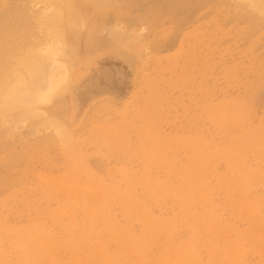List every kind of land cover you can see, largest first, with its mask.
Instances as JSON below:
<instances>
[{"label":"rangeland","instance_id":"374dc122","mask_svg":"<svg viewBox=\"0 0 264 264\" xmlns=\"http://www.w3.org/2000/svg\"><path fill=\"white\" fill-rule=\"evenodd\" d=\"M6 1L3 91L61 50L31 104L0 90V264H264V13L59 0L41 25L51 0ZM57 60L70 78L40 102Z\"/></svg>","mask_w":264,"mask_h":264},{"label":"bare ground","instance_id":"6f19581e","mask_svg":"<svg viewBox=\"0 0 264 264\" xmlns=\"http://www.w3.org/2000/svg\"><path fill=\"white\" fill-rule=\"evenodd\" d=\"M18 1V0H17ZM17 1H15V2H17ZM26 1V0H25ZM32 1V0H31ZM34 1H37V0H34ZM49 1V0H48ZM69 2H71V0H68ZM182 1V0H181ZM186 1V0H185ZM188 1V0H187ZM197 1H199V0H197ZM248 1H250L251 2V4L255 7V9H257L259 12H262V13H264V0H248ZM9 1H1L0 0V21H1V18H2V15L4 16V17H6V19L5 20H7V16H8V18L11 16V18L14 16V15H16V14H18L19 15V13H20V11H21V8L20 9H18V10H20V11H18L19 13H13V10H12V12L11 13H9L8 14V12L6 13V11H7V9H8V11H10V9L9 8H7V9H5L6 8V5H7V3H8ZM12 2V1H11ZM14 2V3H15ZM19 2V1H18ZM33 2V1H32ZM62 2H63V0H62ZM177 3H179L178 1H176ZM193 2H195V1H193ZM189 3H191V2H189ZM12 5H13V3H11ZM21 4V3H20ZM19 3H18V5H20ZM60 4V2H59V0H51V2H47V5H46V7H44L43 8V10H47V13L45 12V13H43V11H41L42 13V16H41V19H40V22H41V25L43 24H45V23H42V21L45 19V20H47V18H49V20H51L50 18H52V16H50V17H48L47 16V14L48 13H50L51 15H56V13L57 12H60V11H58L59 9H58V5ZM188 4V3H187ZM196 4V3H195ZM199 4V3H198ZM18 5H16V7L18 6ZM182 5V4H181ZM190 5V4H189ZM10 6V5H9ZM15 6V5H14ZM14 6H12V7H14ZM25 6H26V4H25ZM8 7V6H7ZM11 7V8H12ZM16 7H14V9L16 8ZM20 7H21V5H20ZM172 7V6H171ZM187 7H188V5H187ZM169 8V7H168ZM5 9V10H4ZM17 9V8H16ZM23 10L25 9V7L24 8H22ZM176 8H174V10H175ZM187 9V8H186ZM190 10H191V8H189ZM14 11H16V10H14ZM26 11V10H25ZM24 11V12H25ZM23 12V13H24ZM175 12V11H174ZM6 14V16L4 15V14ZM22 13V14H23ZM49 14V15H50ZM169 14V13H168ZM10 15V16H9ZM13 15V16H12ZM24 15H27V13H24ZM58 15H59V13H58ZM57 16V15H56ZM171 16V15H170ZM54 17V16H53ZM14 18H16V17H14ZM22 18H23V15H22ZM25 18V17H24ZM56 18V17H55ZM59 18V17H58ZM57 18V19H58ZM19 19V18H18ZM53 19V18H52ZM4 20V21H5ZM9 20H11V19H9ZM25 20H26V18H25ZM48 20V21H49ZM54 20V19H53ZM3 21V20H2ZM2 21H1V23H2ZM18 21V20H17ZM16 21V22H17ZM257 21V20H256ZM14 22H15V20H14ZM19 22V24L20 23H22V22H20V21H18ZM8 23H12V22H10V21H8ZM7 22H6V24H8ZM9 24V25H10ZM25 24H26V22H25ZM1 25V24H0ZM12 25H13V23H12ZM27 25V24H26ZM13 26H16V24L15 25H13ZM19 26V25H18ZM22 26H24V25H22ZM21 26V27H22ZM10 30L8 31L7 29V34H8V32L10 33V31L12 30V27H11V25H10ZM1 29V28H0ZM16 29V28H15ZM21 29V28H20ZM24 29V28H23ZM27 29H28V27H27ZM5 30V31H6ZM13 30H14V28H13ZM47 30L51 33V32H53L55 35H53V38H54V40L55 41H62V34H61V32H60V30L58 29V28H53L52 30H51V27H50V29L49 28H47ZM3 31V30H2ZM19 31V30H18ZM24 31V30H23ZM31 32V31H30ZM12 33V32H11ZM24 33H26V30H25V32ZM5 34V33H4ZM17 34V33H16ZM20 34V33H19ZM28 35L30 34L31 36H32V34L33 33H27ZM6 35V34H5ZM4 35V36H5ZM9 35V34H8ZM21 35V34H20ZM29 35V41H28V38L26 39L25 37H26V35H25V37L23 36V38H25L26 40L25 41H27V42H25L26 44L28 43V44H30V40L32 39L33 40V38H31V36ZM0 36H3V33H2V35H1V33H0ZM12 36V35H11ZM33 36H35L34 34H33ZM10 37V36H9ZM17 37V36H16ZM36 37V36H35ZM2 38L3 37H1V41H2ZM21 38V37H20ZM9 39V38H8ZM15 40H18L17 38H14ZM35 39V38H34ZM3 40H6L7 41V37H6V39H3ZM36 40V39H35ZM39 40H41V39H38V40H36L37 41V43H41V41H39ZM0 41V42H1ZM9 41H10V39H9ZM24 40H22L21 42H23ZM36 41H32L33 42V44H35V42ZM5 42V41H4ZM3 42V43H4ZM13 42V41H12ZM20 41L18 42V43H21ZM31 42V43H32ZM2 43V44H3ZM6 43V42H5ZM9 43V42H8ZM16 43V42H15ZM14 42L13 43H11L12 45H14L15 44ZM24 43V42H23ZM27 44V45H28ZM4 46H5V44H3ZM36 45V44H35ZM0 46H1V44H0ZM1 49V48H0ZM6 49L8 50L9 48L8 47H6ZM6 50V51H7ZM33 50V49H32ZM60 50H61V47H60V45L57 43V42H47L46 43V46L45 47H42V49L41 50H36V54L38 53V60H35V63L33 64V63H30L29 65L31 66V64L32 65H34V68H31V70H27V71H29L28 72V74H30L29 76H30V78H28L27 76H25V74H23V73H20V74H18V79H17V81H16V83H14L13 82V85H12V89L13 90H11L10 92H8V90H7V92H5V91H3V89L1 88L2 86H3V84H4V82L2 81V86L0 85V90L1 91H3V92H5V93H7V100H9V101H11L12 102V100H13V102L16 100V101H20V103H12L11 104V106L12 105H20V106H26L27 105V103L29 102L30 104H31V94L30 95H28V93H29V89H31V82L33 83V84H37L38 83V81L40 80V79H42L41 77H42V75H43V73H42V63H43V61L47 58V57H50V58H55L57 55H59L60 54ZM30 52V51H29ZM35 52V51H34ZM0 53H2V50H0ZM4 53V52H3ZM3 55V54H2ZM1 56V55H0ZM37 56V55H36ZM40 56V57H39ZM2 58V57H1ZM24 59H26V58H24ZM28 63H29V61H28ZM70 75H71V68H70V64L68 63V62H64V61H56V64H55V68H54V70L51 72V77H50V82L48 83V87H47V89L45 90H42L41 92H39L38 93V101H40V102H43V103H45V102H50L52 99H53V97H54V93H56L57 91H62V88L64 87V85L66 84V82L69 80V78H70ZM6 80V79H5ZM6 82V81H5ZM9 82V81H8ZM11 83H12V81H11ZM10 82L8 83V84H11ZM7 84V83H6ZM15 84V85H14ZM4 87H6V89H7V86H4ZM9 89H11V87L9 88ZM2 93V92H1ZM9 93V94H8ZM4 99H5V97H4ZM4 99H3V101H4ZM9 101L7 102V104H6V101H5V104L6 105H8L9 104Z\"/></svg>","mask_w":264,"mask_h":264}]
</instances>
